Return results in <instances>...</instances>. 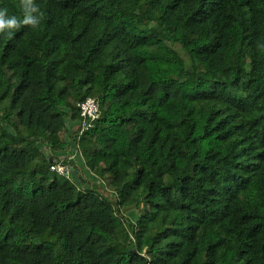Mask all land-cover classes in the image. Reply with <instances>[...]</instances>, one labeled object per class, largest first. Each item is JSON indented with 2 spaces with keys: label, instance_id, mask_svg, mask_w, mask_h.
<instances>
[{
  "label": "trees",
  "instance_id": "obj_1",
  "mask_svg": "<svg viewBox=\"0 0 264 264\" xmlns=\"http://www.w3.org/2000/svg\"><path fill=\"white\" fill-rule=\"evenodd\" d=\"M33 2L0 32V264H264V0Z\"/></svg>",
  "mask_w": 264,
  "mask_h": 264
},
{
  "label": "clouds",
  "instance_id": "obj_2",
  "mask_svg": "<svg viewBox=\"0 0 264 264\" xmlns=\"http://www.w3.org/2000/svg\"><path fill=\"white\" fill-rule=\"evenodd\" d=\"M22 16L7 14V9L0 8V32L13 30L21 24L36 27L40 23L42 13L33 0H23L21 4ZM10 34V31H9Z\"/></svg>",
  "mask_w": 264,
  "mask_h": 264
},
{
  "label": "built area",
  "instance_id": "obj_3",
  "mask_svg": "<svg viewBox=\"0 0 264 264\" xmlns=\"http://www.w3.org/2000/svg\"><path fill=\"white\" fill-rule=\"evenodd\" d=\"M79 117L81 118V129L89 128L91 123L98 117L99 110L97 102L94 99L88 98L84 102L78 104ZM52 171H56L61 175L67 176V168L56 164L50 168Z\"/></svg>",
  "mask_w": 264,
  "mask_h": 264
},
{
  "label": "rangeland",
  "instance_id": "obj_4",
  "mask_svg": "<svg viewBox=\"0 0 264 264\" xmlns=\"http://www.w3.org/2000/svg\"><path fill=\"white\" fill-rule=\"evenodd\" d=\"M74 129V128H73ZM76 152L75 151H71V154L67 155V158L69 159L70 162L73 161V165L75 167H78V170L80 169V165H79V159L77 158ZM71 159V160H70ZM75 161V162H74ZM100 190V189H99ZM104 191V190H103Z\"/></svg>",
  "mask_w": 264,
  "mask_h": 264
}]
</instances>
